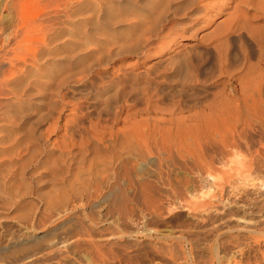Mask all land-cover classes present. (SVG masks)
<instances>
[{
    "label": "bare ground",
    "instance_id": "bare-ground-1",
    "mask_svg": "<svg viewBox=\"0 0 264 264\" xmlns=\"http://www.w3.org/2000/svg\"><path fill=\"white\" fill-rule=\"evenodd\" d=\"M230 1L218 24L225 7L205 0L6 1L13 14L12 26L0 25L3 264H63L75 253L104 259L118 232L105 227L96 236L100 226L146 231L172 207L196 213L190 182L221 180L237 150L259 147L251 159L264 167V34H254L250 15L260 3L264 14V0ZM210 23L216 27L199 37L197 28ZM176 28L197 40L174 55L163 40ZM65 104L71 113L63 117ZM243 181L240 195L264 188ZM245 198L240 208L254 214ZM240 220L251 231L252 218Z\"/></svg>",
    "mask_w": 264,
    "mask_h": 264
},
{
    "label": "rangeland",
    "instance_id": "rangeland-1",
    "mask_svg": "<svg viewBox=\"0 0 264 264\" xmlns=\"http://www.w3.org/2000/svg\"><path fill=\"white\" fill-rule=\"evenodd\" d=\"M6 1L7 0H0V25L2 23L3 27L5 26L4 28H7L8 25L10 26V23L12 26L10 18L12 19L11 16L13 14H9V11L5 9L4 4ZM133 1H135L133 4L137 6H140L142 3L141 0H138L141 3L137 0ZM205 2L204 5L207 7H214L215 5L218 6L216 8H222V6L223 8L225 7V11L220 13V15L214 19L215 24H218L222 19H225L226 11L230 10L233 6L231 4L232 1L230 0H205ZM254 2H258V0H255ZM28 3L29 1L24 4L27 8ZM262 4L263 3L255 4L256 6H254L257 7L258 5L262 7ZM31 6L32 3L30 4V7ZM255 7H251L250 15L253 17L256 15L257 18L254 19L255 16L253 18L254 20L251 19V23L255 28H253L254 34L256 35L257 33L261 36L264 34V14L260 15V12H258ZM20 10L21 8L18 7V11ZM203 15L207 18L210 14ZM210 24L211 25L205 26L201 25V27L197 28V34L199 37L206 32L212 31L213 28L216 27L215 24ZM1 26L0 28L4 29ZM182 30L184 29H174L172 32L177 34L174 37H169L168 39L163 40V47L166 48L165 51H167L169 47H172L168 52L176 54L180 50L196 45L197 39L191 37L188 33L183 36ZM117 32L120 33L118 30H114V33L117 34ZM160 44L159 46H162V42H160ZM205 56L206 55L203 57H209ZM135 60L136 58L133 57L132 61L135 62ZM148 60L150 61L149 64H151L154 61H157V57L151 56ZM242 69L243 68H239L234 71L239 72ZM63 106H66L65 111L63 112V117H66L70 115L71 112L66 104ZM33 115L34 114H32V116ZM50 120L49 122L52 121ZM62 123H64V120ZM60 134L61 132L58 133V135ZM51 136V140L57 138L56 134L52 133ZM258 148L251 149L249 150L250 152L243 148L240 151H235L237 154H234L237 157L234 154L229 156L228 158L231 157L229 159L231 160V163H228L227 166L220 167L223 171V173L219 174L221 180H218L219 178L213 181L210 180L205 182L206 185L203 182H196V180L194 182L192 181V184L190 182L191 185L189 184L188 186V192H190L189 195L192 193L196 194V197H192L193 200L198 203L194 209L196 210V213H194L195 211H193L192 208L184 210L181 207H172L171 209L165 210L160 216L149 219L146 226L148 229H146V231H142V228L136 230L129 227H117V229L114 228L113 225L110 227L108 225L103 227L102 225L99 227L100 229H96V236H99L100 233H107L112 230L118 232V240L117 243L113 245L111 253L109 252L104 259L99 260L91 259L85 254L75 253V255H71L69 259H66L63 264H264V188L260 184L255 188L250 187V189L245 191L247 194H238V191L242 190L245 185V181H243L245 177L246 179L256 178L264 181V167L258 166V169L257 164L253 163L251 159L257 156L254 152ZM238 162H240V164H238ZM242 162L245 163L246 170L243 168L244 165L241 166ZM235 164L237 165L235 166ZM229 167H235V169ZM236 167L239 168V170H236ZM41 172L42 174L40 175H43L44 172ZM224 174L225 176L227 174L231 175L232 177L230 176V179L233 178V181L230 180L228 176L226 177V181L225 179L223 181ZM213 182L216 184L214 183V185ZM40 184L38 188L41 187V190H44V188L48 186L43 182ZM209 185H212L213 187ZM190 189L194 190L189 191ZM200 190L202 192H199ZM240 196L241 198H239ZM245 196V199L250 198V202H253L256 205V211H254V214H250L247 210L245 211V207L240 208V203L243 200L242 198ZM36 198L40 199V196L37 195L34 199L39 201V199L37 200ZM231 199H233V202L236 201V203H233ZM35 203V206L37 207L38 202ZM198 214H202L203 217L201 216L198 218ZM208 216L211 218H207ZM240 217L252 218L254 223L250 228L251 231L249 230L250 232L246 231V229L244 231V229L241 228L242 224ZM105 227L108 229L110 228V230H106ZM98 230H102V232H98ZM180 230L181 232L185 231L184 233L191 231L189 237H187L188 235L181 234ZM252 230L254 231L252 232ZM148 231H151V234L148 233ZM235 248H239L240 252L234 253L233 250H235ZM3 263H6L5 259H0V264Z\"/></svg>",
    "mask_w": 264,
    "mask_h": 264
}]
</instances>
